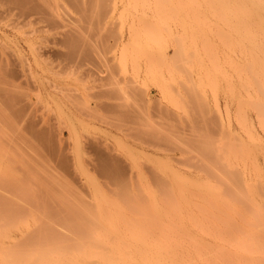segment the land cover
Returning <instances> with one entry per match:
<instances>
[{
    "label": "rangeland",
    "instance_id": "1",
    "mask_svg": "<svg viewBox=\"0 0 264 264\" xmlns=\"http://www.w3.org/2000/svg\"><path fill=\"white\" fill-rule=\"evenodd\" d=\"M254 32L264 0H0V264L222 242L264 197Z\"/></svg>",
    "mask_w": 264,
    "mask_h": 264
},
{
    "label": "bare ground",
    "instance_id": "2",
    "mask_svg": "<svg viewBox=\"0 0 264 264\" xmlns=\"http://www.w3.org/2000/svg\"><path fill=\"white\" fill-rule=\"evenodd\" d=\"M249 3L254 6L255 0ZM258 42V34L254 32L246 75L251 86V106L256 108L259 124L264 129V44ZM259 146L264 149V142H259ZM258 181L256 176L255 180L244 183L245 191L241 194H246L248 200L244 213L237 208L226 209L224 205L216 207L217 213L212 212L215 221L209 222L208 232L222 242L202 243L196 253L146 251L114 255L92 252L86 264H264V197L261 202L254 198ZM237 212L238 220L234 217ZM149 248L157 249L158 245Z\"/></svg>",
    "mask_w": 264,
    "mask_h": 264
}]
</instances>
